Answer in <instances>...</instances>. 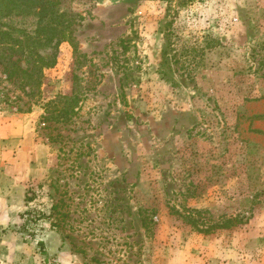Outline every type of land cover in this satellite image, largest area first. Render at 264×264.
Returning <instances> with one entry per match:
<instances>
[{
  "label": "rangeland",
  "instance_id": "1",
  "mask_svg": "<svg viewBox=\"0 0 264 264\" xmlns=\"http://www.w3.org/2000/svg\"><path fill=\"white\" fill-rule=\"evenodd\" d=\"M63 8L41 94L0 75V264H264V0Z\"/></svg>",
  "mask_w": 264,
  "mask_h": 264
},
{
  "label": "trees",
  "instance_id": "2",
  "mask_svg": "<svg viewBox=\"0 0 264 264\" xmlns=\"http://www.w3.org/2000/svg\"><path fill=\"white\" fill-rule=\"evenodd\" d=\"M65 0H0V75L26 97L41 94L45 72L57 64L60 46L74 42L75 27L83 18L64 9ZM172 3L174 0H159ZM189 1V0H184ZM32 19L33 29L19 26L17 20ZM77 51V50H75ZM81 100L79 87L72 95L48 103V122H69ZM198 232L229 229L231 223L201 229L191 216L183 217Z\"/></svg>",
  "mask_w": 264,
  "mask_h": 264
}]
</instances>
